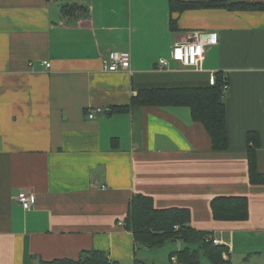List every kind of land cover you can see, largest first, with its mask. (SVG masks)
Segmentation results:
<instances>
[{"label":"crops","instance_id":"obj_1","mask_svg":"<svg viewBox=\"0 0 264 264\" xmlns=\"http://www.w3.org/2000/svg\"><path fill=\"white\" fill-rule=\"evenodd\" d=\"M170 2L0 0V264L91 250L114 264L153 260L124 227L139 194L158 209H190L192 225L213 232L234 264H264V185L250 183L247 140L259 135L264 173V10L172 13ZM196 32L218 36L202 67L171 61ZM112 52H129L130 70H104ZM161 58L168 69H158ZM217 73L228 81L227 151L213 150L187 107L114 111L141 89L208 86ZM20 192L36 196L32 209ZM220 196L247 197L250 219L216 222Z\"/></svg>","mask_w":264,"mask_h":264},{"label":"trees","instance_id":"obj_2","mask_svg":"<svg viewBox=\"0 0 264 264\" xmlns=\"http://www.w3.org/2000/svg\"><path fill=\"white\" fill-rule=\"evenodd\" d=\"M171 11L185 12L196 9L264 10V3L236 0L228 2L178 1L171 0ZM172 29L177 30L172 21ZM228 81L222 73L215 75V84L203 87H178L141 89L132 97L129 105L115 107L114 111L127 112L134 107H187L194 121L204 125L212 141L214 151L229 149L228 115L225 100V87ZM248 173L252 185H264V173L258 165V151L261 148L260 137L256 132L248 134ZM213 219L216 222H246L250 219V202L245 196H220L211 202ZM188 208L158 209L152 197L139 194L129 203L128 216L124 227L131 232L136 245V253L141 249H161L168 242H180L183 248L172 252L170 264H234L229 257V249L224 245H215V234L211 231L196 229L192 223ZM39 264H114L106 252L91 250L81 253L78 259H55L40 261ZM134 264H148L136 258Z\"/></svg>","mask_w":264,"mask_h":264},{"label":"built area","instance_id":"obj_3","mask_svg":"<svg viewBox=\"0 0 264 264\" xmlns=\"http://www.w3.org/2000/svg\"><path fill=\"white\" fill-rule=\"evenodd\" d=\"M218 43V36L216 33L196 32L192 34L191 39L186 42L177 43L171 51V61L180 63L189 68L200 69L205 60L206 48L216 45ZM170 60L161 58L158 62L159 70H166L169 68ZM46 68H50L51 64L45 63ZM104 70L110 72H117L119 70H130L131 68V54L129 52H112L107 57L102 59ZM210 84H215V76L210 78ZM228 86L225 87V91ZM103 110L98 108L88 114L90 119H94L97 114L102 113ZM17 201L23 206L25 210H30L36 201V196L27 192H20L17 196ZM215 245H221L220 240L215 236L213 239Z\"/></svg>","mask_w":264,"mask_h":264},{"label":"rangeland","instance_id":"obj_4","mask_svg":"<svg viewBox=\"0 0 264 264\" xmlns=\"http://www.w3.org/2000/svg\"><path fill=\"white\" fill-rule=\"evenodd\" d=\"M178 243L168 242L164 248L151 249V253L148 254L149 259L152 257L153 260H148L149 264H170L169 256L172 252L179 249ZM202 264H207V259L202 257Z\"/></svg>","mask_w":264,"mask_h":264}]
</instances>
